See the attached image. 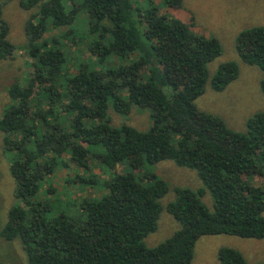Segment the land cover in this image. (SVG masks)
Segmentation results:
<instances>
[{
	"label": "trees",
	"instance_id": "trees-1",
	"mask_svg": "<svg viewBox=\"0 0 264 264\" xmlns=\"http://www.w3.org/2000/svg\"><path fill=\"white\" fill-rule=\"evenodd\" d=\"M164 1L178 6L181 0ZM20 6L32 10L24 31L33 71L25 82L10 83L11 102L0 115L17 199L0 237L19 238L28 264H191L202 235L264 238V186L246 178L264 175V111L237 131L195 103L207 84L222 91L239 74L238 64L227 61L210 75L209 63L222 52L216 37L160 15L153 2L142 8L138 0H81L87 27L98 36L90 49L102 66L81 62L73 73L59 41L44 34L50 25L70 26L80 7L68 9L64 0H21ZM8 32L0 10V61L14 55ZM235 48L241 61L261 70L264 94V25L239 31ZM110 106L122 115L133 106L148 109L151 125L114 126ZM166 159L194 169L202 187H175L165 209L179 227L148 247L143 240L156 230L168 191L154 164ZM92 160L109 178L94 175ZM121 163L126 169L113 171ZM70 165L82 171L72 181L105 192L81 199L72 213H51L61 198L49 178ZM205 191L212 209L200 199ZM217 259L248 264L229 247H220Z\"/></svg>",
	"mask_w": 264,
	"mask_h": 264
},
{
	"label": "rangeland",
	"instance_id": "rangeland-1",
	"mask_svg": "<svg viewBox=\"0 0 264 264\" xmlns=\"http://www.w3.org/2000/svg\"><path fill=\"white\" fill-rule=\"evenodd\" d=\"M21 0H0L1 17L9 26L8 39L15 45L14 55L11 59L0 61V115L11 102L7 93L10 83L19 79L25 82L33 71L32 59L26 51L27 38L24 26L32 10H25L20 6ZM68 9L80 7L81 0H64ZM142 8L153 2L160 15L175 17L189 25L194 32L207 37H216L222 45L221 54L208 65L210 75L213 74L220 63L234 61L239 66V74L222 91L213 90L207 84L204 93L195 103L201 110L221 116L227 125L234 130H245L247 118L256 111H264V94L259 83L262 78L261 70L254 65L244 63L239 58L235 40L244 28L264 25V0H181L178 6H168L164 0H138ZM77 17L70 26L54 28L51 25L44 34L48 42L53 38L59 41L63 48L67 63L66 69L75 72L78 64L87 62L95 68L96 56L90 49V43L98 36L91 33L87 27V12L80 7ZM71 34L64 36L68 30ZM114 57L110 64H116ZM108 115L111 124L120 126L129 124L140 130L151 125L148 109H139L133 106L129 114L122 115L109 107ZM3 134L0 132V230L7 220L9 207L17 200L15 198L16 183L10 175V159L2 152ZM91 170L94 175L104 180L109 178L96 161L92 160ZM124 163L116 165L113 171L123 172ZM156 173L168 184L167 193L161 198L162 210L157 220V228L144 238L148 247L156 246L170 237L179 227V223L165 209V205L174 199L175 187H187L194 191L202 187L200 178L194 169L182 167L166 159L154 164ZM80 169L70 165L69 168H58L49 178L50 183L59 192L60 200L56 198L51 213L65 211L72 213L81 199L97 198L105 190L101 186L81 185L72 181ZM247 180L254 185L264 186V175H249ZM200 199L212 209V199L205 191ZM58 201V202H57ZM220 247H229L239 251L248 264H264V238L239 237L230 234L202 235L194 246L191 264H219L217 251ZM0 260L8 264H28L22 241L19 238L5 240L0 237Z\"/></svg>",
	"mask_w": 264,
	"mask_h": 264
}]
</instances>
